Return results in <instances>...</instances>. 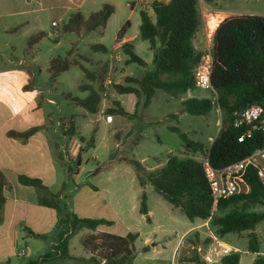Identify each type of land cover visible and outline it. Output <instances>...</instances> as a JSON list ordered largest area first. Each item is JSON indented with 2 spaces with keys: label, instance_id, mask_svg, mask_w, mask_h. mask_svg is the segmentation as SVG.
<instances>
[{
  "label": "trees",
  "instance_id": "obj_1",
  "mask_svg": "<svg viewBox=\"0 0 264 264\" xmlns=\"http://www.w3.org/2000/svg\"><path fill=\"white\" fill-rule=\"evenodd\" d=\"M211 4L218 0H205ZM154 16L148 11H141V23L139 36L150 42V48L154 52L153 68L141 78L126 75L122 83L114 85L113 89L118 94H130L137 98H144V106L148 107L158 91H164L169 95L181 98L190 90L196 89L194 70L200 62L203 50L196 46V38L200 32L204 16L200 0H169L151 3ZM112 5L105 3L102 8L86 17L81 10L71 14L67 22L61 27L64 33H76L88 35L94 31H102L114 14ZM127 21L117 34V41L123 40L126 35ZM46 32L31 35L25 42V53L31 57L38 44L47 38ZM214 70L212 71V84L218 93V106L222 110L224 119L221 129L209 147L203 142L196 141L182 132L177 126H169L171 130L179 133L185 142V148L190 155L181 156L179 153L169 154L164 165L156 168H148L143 161L136 158H125L136 173L140 185L145 188L153 185L161 197L180 209L189 220L202 218L209 220L215 234L224 238L228 234H240L250 230L249 245L247 250L252 253L260 252V241L256 233V227L264 221V211H255L257 205H264V193L259 179L252 167L247 171L246 178L251 185L248 193H240L219 200L217 207L213 205V192L205 173L201 158L195 154L208 156L212 165L223 168L226 165L243 159L256 148L262 146L264 133L256 131L251 137L239 141V137L246 133L248 126L234 125L236 113L242 112L249 105H261L264 107V15L249 13L226 17L217 27L214 34ZM93 53L108 52L102 43L90 45ZM121 50L127 55V63H136L147 66V62L140 57L131 40L121 44ZM30 52V54H29ZM74 47H71L65 56H54L50 59L46 68L51 80L55 81L59 75L73 65H78L85 74L88 82L80 84L82 92L86 96H72L65 94L74 104L80 105L86 112L97 114L100 111L102 94L106 92L105 79L108 73L109 63L97 61L98 68L92 69L84 63L93 65L95 59L80 55L72 58ZM25 91L33 92L32 82L24 86ZM183 112L193 115H208L215 103L209 98L192 96L182 102ZM107 116H124L133 119L137 116L125 108L121 101L111 97L109 105L104 110ZM64 128L66 135L74 133V123ZM40 127H32L22 132H10L11 135L27 139L32 137ZM98 126L92 132L91 138L83 139L85 146L80 149V155L85 150L94 147ZM139 138L132 145H137ZM121 140V138H118ZM58 159L63 160V155L58 154ZM70 168V167H69ZM22 184L35 187L38 191L39 201L43 205L58 208L59 194H53L42 179L20 175ZM11 184L0 179V220L1 210L5 205V190L11 189ZM146 191L141 194V212L149 217L146 201ZM110 221L103 218H80L74 215L72 218V233L76 229L88 228L96 230L100 225L109 224ZM78 225V227H77ZM30 234L36 235L30 231ZM197 235V234H196ZM139 238L138 233L129 232L125 235H117L109 232H98L85 236L81 244L92 254L89 258L73 256L69 253L68 235L61 234L58 251L63 258H71L78 263L85 264H134L135 243ZM193 244L192 255L187 259L190 264H205ZM211 239L206 241L209 244ZM145 251L149 246L143 248ZM241 253L232 252L222 257L224 264H239ZM0 264H12L11 260ZM29 264H38L31 261ZM255 264H264V258L258 257Z\"/></svg>",
  "mask_w": 264,
  "mask_h": 264
},
{
  "label": "crops",
  "instance_id": "obj_2",
  "mask_svg": "<svg viewBox=\"0 0 264 264\" xmlns=\"http://www.w3.org/2000/svg\"><path fill=\"white\" fill-rule=\"evenodd\" d=\"M167 1L169 0L165 2ZM95 3L96 0H0V179L4 178L12 186L4 193L6 201L1 210L0 236L11 239L15 247H17L18 240L22 239L28 244V248H31L33 240L42 238L53 231L55 234L50 239V247L55 254L60 256L58 245L62 231H65L64 236L72 234L70 227L74 215L80 218H103L110 223L100 225L96 230L76 229L72 236L77 235L81 244L85 236L98 232L117 235H125L129 232L138 233V240H144L145 243L135 250L133 263L164 264L160 247L163 238L158 232L164 231L163 226L166 222L174 219V209H164L159 205L154 208L147 203L150 218L148 219L147 216L146 219L151 227L141 229L142 226L134 221L131 211L121 207L119 197H111L113 192L110 189L89 184L90 176L99 174L100 167L80 170V168H85L80 159V149L85 146L83 139L86 137L79 136L80 142L78 143L74 137L78 133L77 115L73 113L65 115L64 108L54 96L57 90L54 85L58 84L59 77L53 81L46 67L42 69L40 65L38 68L37 63L41 53L38 46L31 52V57L27 56L24 51L27 39L39 32H46L48 38L52 35V38L57 41L54 45H59L62 37L59 27H62L71 14L78 10L89 17L95 11L87 15L83 8L85 6L90 8ZM128 40H131L133 44L136 41L134 37L126 34L123 40L116 42L113 49L120 48L121 44ZM75 43L72 57H75L77 53L78 43L73 44ZM52 57L54 56L49 57L47 66ZM123 75H127L126 70ZM30 81L33 92L24 90V86ZM67 93L69 92H63L61 95L66 98ZM70 94L73 96L72 93ZM117 95L118 93H114L112 97L117 99ZM108 117V121L113 123L115 116ZM68 121L74 123V133L66 135L62 124ZM32 127H40V129L27 139L10 134V132H22ZM116 132L117 129L112 130L113 135ZM70 140L73 141L75 151L68 143ZM95 142L92 148H96ZM60 153L63 155L65 164L57 157ZM77 156L80 162L78 161L75 167L74 160ZM97 158L95 156V159ZM165 163L158 162L156 168ZM20 175L42 179L53 194H59L58 208L41 204L38 190L33 186L22 184L19 180ZM152 187L151 184L145 188L141 186V192L145 190L148 197L150 193H154V187ZM121 190L125 189L119 188L120 193ZM193 221H199V223L186 230L174 244L170 264H178L177 261L180 264H189L185 259H179V252L184 242L188 241L192 235L196 239L199 237L196 247L201 246L202 248L203 244H206L208 239L204 241L206 233L202 231V228L209 224V220L197 218ZM30 231L37 236L30 234ZM73 237L68 241V249L71 255L77 256L72 252ZM225 237L221 238V242L232 248L233 252L238 251L242 255L243 251L231 241H227ZM209 239H211L209 244L214 242L212 237ZM145 246H149L146 251L143 249ZM88 253L91 255V252L86 250L87 256L78 255L77 257L89 258ZM22 254L25 255L26 251ZM141 254H147V256L141 259ZM255 254H260V252ZM46 255L48 256L49 253L46 252ZM7 260L9 259L6 256H0V262ZM213 264H224L222 257H217ZM239 264H241V259Z\"/></svg>",
  "mask_w": 264,
  "mask_h": 264
},
{
  "label": "rangeland",
  "instance_id": "obj_3",
  "mask_svg": "<svg viewBox=\"0 0 264 264\" xmlns=\"http://www.w3.org/2000/svg\"><path fill=\"white\" fill-rule=\"evenodd\" d=\"M108 3L115 9L114 14L108 20L106 26L102 28V31H94L88 35L80 36L76 33H64L61 29L62 37L59 45L56 39L51 37L44 38L38 48L41 49L39 54L37 66L41 65L42 69L47 68V61L51 55L53 56H65L69 49L73 46L74 42H77L76 58L80 55L93 57L94 64L84 63L86 66L92 69L98 68L97 61L109 63L108 73L105 79L106 96H102V102L100 104V111L97 114H91L86 112L80 105L74 104L70 99L61 95L63 92L72 93L73 96H86L87 92H82L80 84L88 82L85 78L84 72L78 65H73L69 70L63 72L58 78V84L54 85V96L58 103L64 108V114H76L78 122V133L74 136L78 143L79 136H84L86 139H90L92 132L96 126H98L96 139V148H89L81 154V161L85 168H99V174L96 176H90L89 184L96 186H102L103 188L110 189L111 197H119L121 207L127 208L131 211L133 219L142 228L151 227V224L147 221V215L140 211L141 208V185L136 177L133 167L129 165L125 158H136L141 161L150 169L156 168L158 162H166L169 154L179 153L181 156L190 155L185 148V142L180 137L179 133L170 129L169 126H177L182 132L188 134V136L196 141L204 143L205 147H209L215 138L217 137L221 126L223 124L224 115L222 110L215 105L213 110L206 116L193 115L187 112H183L182 102L192 96L199 98H212L213 93L206 91L203 88H196L190 90L187 94L182 95L181 98L173 97L164 91H158L153 97L148 107L144 106V98H137L130 94H118L119 99L125 108L131 113L137 114L133 119L124 116H115L114 122L108 121V116L104 110L109 105V99L115 92L113 89L117 83H122L125 80L123 75L126 70L127 75L141 78L147 71L153 68L154 52L150 48V42L143 40L139 36V26L141 23V11L144 9L154 16V12L151 3L144 2L143 0H96L95 5L90 8L85 6L83 11L89 15L91 11H98L102 8L103 4ZM201 9L204 16L203 26L197 35L196 43L199 49L204 50L208 44L207 34L209 31L208 21L216 19L223 21L226 17L232 15H242L249 13H257L264 15V0H218L211 4L205 0H200ZM223 19V20H222ZM129 21L126 34L135 38L134 48L136 53L142 57L147 66H140L136 63H127V55L123 53L121 48L113 49L117 42V34L120 28ZM219 22V24L221 23ZM215 22V21H214ZM219 26V25H218ZM217 26V27H218ZM216 27V29H217ZM215 29V30H216ZM54 30V29H53ZM215 32V31H214ZM93 43H102L107 47L108 52L93 53L90 45ZM19 44V43H18ZM75 49V48H74ZM113 55V56H112ZM73 55H71L72 57ZM74 58V57H72ZM110 81V82H109ZM54 87V88H55ZM50 107V105H49ZM70 122H64L63 128ZM71 125V124H70ZM117 129L116 134H112V130ZM139 138L137 145H132ZM118 138H121L118 141ZM118 141V142H117ZM73 148V141L68 142ZM82 149V147H81ZM75 151V146L73 148ZM95 156L98 158L95 159ZM197 158H202L203 154H195ZM78 156L74 160L75 167L77 166ZM97 160V161H95ZM80 162V161H79ZM99 164V165H97ZM74 168V167H73ZM89 186V185H88ZM119 188L125 190L119 191ZM153 188V187H152ZM154 189V188H153ZM154 193H150L147 197L148 205L156 208L157 205L162 206L164 209H174V219L167 221L163 226L165 230L158 232L162 235V259L164 264H170L173 258L172 250L174 244L177 243L180 236L193 225L199 223V221H190L177 207H174L171 203L165 200L159 195L158 192L153 190ZM120 193V194H118ZM160 211V208L157 207ZM255 211H264V205H257L254 207ZM158 223L156 222V226ZM140 227V226H139ZM204 234V241L211 237L210 235H216L215 229L210 224L205 225L202 228ZM256 233L260 241V254L252 253L247 250L249 245V233L250 230L244 231L240 234H228L225 239L231 241L236 247H239L242 252L241 264H255L258 257L264 258V221H261L256 227ZM65 231H62L64 234ZM55 232H51L46 236L33 240L32 247L28 248V244L23 242L22 239L18 240L17 247L13 246L12 242L6 236H0V256L11 260L12 264H29L31 261H37L38 264H82L77 263L71 258H63L55 254L50 247V239L53 238ZM82 234V232H79ZM70 234L68 237L71 240L73 237ZM170 235V236H168ZM88 236V235H87ZM197 241L194 235L184 242L181 247L179 256L181 260L187 259L192 255L193 244ZM74 245L72 252L75 255L87 256L86 250L79 243L77 235L73 237ZM144 240L139 239L135 243V250L141 248L144 245ZM202 250H206V244H203ZM195 248H199L198 246ZM26 251L23 255L22 252ZM199 254L203 256V252L200 250ZM48 252L49 255L45 256ZM89 254V253H88ZM92 254V253H91ZM90 255V254H89ZM44 259H42V257ZM91 256V255H90ZM147 254H141L140 258L143 259ZM178 264L179 261H177ZM187 263V262H186ZM188 264V263H187ZM190 264V263H189Z\"/></svg>",
  "mask_w": 264,
  "mask_h": 264
},
{
  "label": "built area",
  "instance_id": "obj_4",
  "mask_svg": "<svg viewBox=\"0 0 264 264\" xmlns=\"http://www.w3.org/2000/svg\"><path fill=\"white\" fill-rule=\"evenodd\" d=\"M147 3H152L154 0H143ZM166 1V0H157ZM212 21V20H210ZM208 21L209 31L207 34L208 44L203 50L200 62L194 70V80L196 88H203L206 91L213 93L212 101L218 106V93L212 84V71L214 70V34L215 29H211ZM110 82V81H109ZM107 87V85H106ZM106 93L103 95L106 96ZM219 107V106H218ZM234 125L236 127L248 126L246 133L239 137V141H244L251 137L256 131L264 133V107L261 105L251 104L242 112L235 114ZM71 125L66 124L65 128ZM202 161L205 168V173L210 183L213 192V205L216 208L219 200L223 197H230L240 193H248L251 190V185L246 178L247 171L252 167L259 179L264 193V137L262 146L256 148L243 159L238 162L216 168L210 162L208 156H202ZM213 243L209 244L206 250H202L199 246L198 250L203 252V260L205 264H213L217 257H223L233 252V249L227 247L221 242V238L217 235H211Z\"/></svg>",
  "mask_w": 264,
  "mask_h": 264
},
{
  "label": "bare ground",
  "instance_id": "obj_5",
  "mask_svg": "<svg viewBox=\"0 0 264 264\" xmlns=\"http://www.w3.org/2000/svg\"><path fill=\"white\" fill-rule=\"evenodd\" d=\"M211 20H212V18H211ZM215 21V22H214ZM221 20H216V19H214L213 18V20L212 21H210L209 22V25H210V27H211V29H215L218 25H219V22H220Z\"/></svg>",
  "mask_w": 264,
  "mask_h": 264
}]
</instances>
